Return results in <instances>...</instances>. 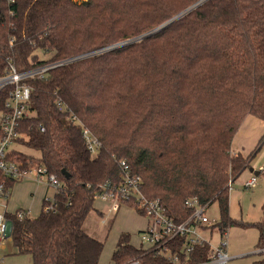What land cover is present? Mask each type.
<instances>
[{"label": "trees", "instance_id": "trees-1", "mask_svg": "<svg viewBox=\"0 0 264 264\" xmlns=\"http://www.w3.org/2000/svg\"><path fill=\"white\" fill-rule=\"evenodd\" d=\"M87 53L45 79L28 80L34 114L18 141L39 151L40 163L66 189L55 194L54 210L23 220L8 214L13 254L29 255L32 264H99L104 242L84 224L103 185L123 179V160L176 223L192 214L187 199L216 202L213 228L256 227L264 252V208L249 222L232 218L229 205V183L264 146L263 135L248 156L232 153L247 116L264 122V0H0V75L8 58L27 70ZM84 127L102 143L95 156ZM2 181L15 184L0 175ZM130 240L120 235L112 264H172ZM209 253L198 246L188 262Z\"/></svg>", "mask_w": 264, "mask_h": 264}, {"label": "built area", "instance_id": "built-area-1", "mask_svg": "<svg viewBox=\"0 0 264 264\" xmlns=\"http://www.w3.org/2000/svg\"><path fill=\"white\" fill-rule=\"evenodd\" d=\"M12 3L15 0H7ZM98 50L97 52H101ZM91 53L82 54L73 58L59 61H49L31 67L27 70H19L12 58H8L7 67L0 75V175L10 180L23 181L34 180L46 184L54 190L53 196L45 197L46 204L43 209L51 211L55 209V194L66 189L63 181L57 175L49 173L40 161L34 165V159L24 161L23 159L11 158V149L15 143L22 138V123L29 119L34 113L31 108L32 87L28 80L45 79L50 72L59 66L68 64L74 60L82 59ZM73 119H75L73 117ZM41 130H44L41 127ZM83 137L89 152L95 156L102 148L101 141L87 128H83ZM123 179L118 183L107 181L103 190L96 198L105 200L110 205V210L116 211L122 205L133 202V209L143 215L146 220V228L141 237V245L137 248L144 253H154L164 257L172 264H229L231 257L228 252L229 228H213L218 220H212L207 213L209 203L202 204L196 198H189L185 205L192 209V214L183 222L176 223L167 214L166 207L159 198L150 199L143 191L141 176L132 174L131 168L123 160ZM46 178V179H45ZM258 184V175L252 174L243 182L246 189L254 188ZM233 182L229 183V192L232 190ZM11 189L5 181L0 182V197L9 199ZM4 211L0 213V249L6 250L7 243L12 242V224L8 217L7 203L0 204ZM18 220L31 217L27 209L19 208L12 213ZM219 234L218 243L213 242V235ZM181 239L184 241L181 242ZM208 246L210 253L208 258L202 262L189 263V254L196 247ZM5 258L0 254V264H4ZM124 264H141L139 258H134Z\"/></svg>", "mask_w": 264, "mask_h": 264}, {"label": "rangeland", "instance_id": "rangeland-1", "mask_svg": "<svg viewBox=\"0 0 264 264\" xmlns=\"http://www.w3.org/2000/svg\"><path fill=\"white\" fill-rule=\"evenodd\" d=\"M80 1V0H79ZM82 1V0H81ZM40 55V59H45L48 55L44 54L42 51H38ZM11 149H15L23 154H27L33 157L34 165L39 163L40 152L29 147L27 144L23 143H15L11 146ZM233 153V152H232ZM260 161L264 163V155L260 157ZM257 170H260L259 168ZM245 174H242L239 177L238 181L233 183V188L239 189L240 184L245 178ZM46 179V178H45ZM47 181L42 183L46 184ZM20 186L16 188L15 194H12L10 199V203L13 198L14 201H18L21 204H29L31 200L34 198V212L40 209V205L42 203L43 198V190H36L31 185H27L26 183L19 184ZM258 188H262V193L264 194V173L258 176ZM43 188V187H42ZM255 189V188H254ZM246 190L244 191L243 199H238L240 204H242L243 212L244 205L251 208L255 212H261L259 214V220L263 216L262 206L264 204V199L260 202H253L251 197V192L254 190ZM34 192V196H31V193ZM260 194V196H261ZM49 196V195H48ZM46 196V197H48ZM6 198L0 197V204L6 203ZM104 208V207H103ZM106 210V207H105ZM4 208L0 205V213H3ZM207 213L211 217L212 220H218L220 218V210L218 204L213 203L207 210ZM134 211H125L120 210L118 213L113 211L106 210L103 217L96 216L95 213H91L89 218L87 219L84 229L86 232L95 236L99 240L104 242V249L101 254L99 264H112V255L117 247L119 236L122 233H129L132 244L141 245V240L138 242L139 237L143 234V232L136 231L140 225H142V218L137 216ZM134 220V226H132V221ZM219 234L215 233L212 241L218 243ZM229 238V247L228 252L231 257L229 264H254L262 259H264V252L262 249H258V239H259V230L253 226H242L239 224H233L229 228L228 233ZM7 249L1 250L0 254L4 256L5 261L4 264H9V260L13 258V256H22L13 254V246L12 242H6ZM22 264H30V260L28 257H24Z\"/></svg>", "mask_w": 264, "mask_h": 264}, {"label": "crops", "instance_id": "crops-1", "mask_svg": "<svg viewBox=\"0 0 264 264\" xmlns=\"http://www.w3.org/2000/svg\"><path fill=\"white\" fill-rule=\"evenodd\" d=\"M263 135H264V122L261 121L259 118L253 116V115L247 116L245 118V120L243 121V123L241 124L240 128L238 129L237 133L234 136V139H233V142H232V152H233V154L241 153L245 157L248 156L249 153L256 147L258 141L260 140V138ZM262 155H264V146L261 149V151L251 161V167H253L255 171H260V174L264 173V163H262V161H260V157ZM258 168L260 170H257ZM249 169L250 168L246 169L242 173V174H244V173H246V174H245V178H243V180H242V182L240 184L239 189L235 190L233 188V185H232V190L229 193L230 214H231L232 218L237 219V220L256 222V221L259 220V214L261 212H255L254 210H252L251 208L247 207L246 205H244V212H243L242 204H240V202L238 201V199H243L244 191H246V190L250 191V190H252L254 188L255 189L251 192L252 201L253 202H255V201L260 202V201H262L264 199V194H261L263 187L258 188L256 186L254 188L246 189L243 186V182L246 179H248L253 174L252 172H250ZM238 180H239V178H237L236 181H238ZM21 183H26L27 185H31L36 190H40V189L43 190V195L44 196L42 198V203H41L40 209L38 211L34 212V203H35L34 198L31 200V202L29 204H21L18 201L17 202L14 201V198L12 199L13 203H12V201L10 203V199L12 197V194L13 195L15 194L16 188H18L20 186L19 184H21ZM34 194L35 193L32 192L31 196L33 197ZM260 194H261V196H260ZM48 195L49 196H53L54 195V190L49 188L47 186V184L39 183V182H36L34 180H30V179L23 180V181H17L13 185V187L11 189V195H10L9 199L7 200V202H6L7 203V211L12 214L17 209L24 208V209L29 210L31 217H36V216H38L41 213L42 208H43L44 199ZM94 205H95V209L91 213L94 212L96 216L103 217L106 210L113 211V210H110V205L105 200H103L101 198H96ZM105 207H106V210H105ZM263 208H264V204L262 206V210H263ZM120 210H125V211H131L132 210L136 214H138L137 216L142 218L143 221H142V225H140L136 231H138V232L142 231L144 233V230H145L146 224H147V220H146V218L143 215H141L135 209H133L132 207H130L128 205H122L118 210L113 211V212L118 213ZM91 213H90V215H91ZM131 225L134 226V220L132 221ZM84 226H85V224H84ZM142 235L139 237L138 242L141 240ZM91 236H93V235H91ZM93 237H95V236H93ZM130 243H131V240H130ZM138 244L136 243V244H132V245L137 248L139 246ZM24 257H28V259L30 260V264H32V260H31V257L29 255H26ZM23 259H24L23 255L21 257L20 256H13V258H11L9 260V264H22Z\"/></svg>", "mask_w": 264, "mask_h": 264}, {"label": "water", "instance_id": "water-1", "mask_svg": "<svg viewBox=\"0 0 264 264\" xmlns=\"http://www.w3.org/2000/svg\"><path fill=\"white\" fill-rule=\"evenodd\" d=\"M190 9H191V8H190ZM188 11H189V10H188ZM188 11H186V12H184V13L178 15L177 17L173 18V19H172L171 21H169L167 24H169V23H171L172 21L176 20L177 18L181 17L182 15H184L185 13H187ZM163 27H164V26H162L161 28H163ZM152 33H153V32H149V33L145 34V35L142 36V37L134 38V39L128 40V41L123 42V43L118 44V45L129 44V43L136 42V41L140 40L141 38H145V37L151 35ZM249 170H250V172H252V173L255 174V175H259V174H260V171H255L253 167H250ZM63 174L66 176V178H69V177H70L69 174H68L65 170H63Z\"/></svg>", "mask_w": 264, "mask_h": 264}]
</instances>
